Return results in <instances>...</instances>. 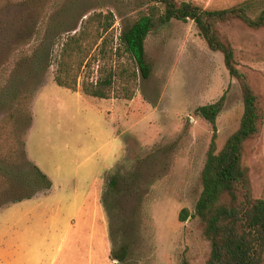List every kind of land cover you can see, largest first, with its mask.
I'll return each instance as SVG.
<instances>
[{"label": "rangeland", "instance_id": "1", "mask_svg": "<svg viewBox=\"0 0 264 264\" xmlns=\"http://www.w3.org/2000/svg\"><path fill=\"white\" fill-rule=\"evenodd\" d=\"M225 10L249 0H187ZM153 0H0V264H207L211 246L195 217L213 130L197 109L226 95L218 152L239 129L244 104L223 55L191 20L156 24L146 41L151 76L131 100L84 95L54 80L66 39L94 13L116 17L118 37ZM264 8L256 0L254 11ZM264 107V31L222 26ZM124 51L109 62L120 65ZM98 68L93 69L94 80ZM28 112L33 117L27 129ZM52 193L18 205L33 177ZM254 196L264 199V123L245 148ZM21 177H23L21 179ZM188 211L181 222L179 216ZM128 259H114L122 246Z\"/></svg>", "mask_w": 264, "mask_h": 264}, {"label": "trees", "instance_id": "2", "mask_svg": "<svg viewBox=\"0 0 264 264\" xmlns=\"http://www.w3.org/2000/svg\"><path fill=\"white\" fill-rule=\"evenodd\" d=\"M156 3L148 15L142 16L118 37L119 46L114 50L113 34L116 17L112 12L94 13L81 24L79 31L70 35L59 54L55 83L71 91L78 90L83 79L84 95L101 100L112 98L116 85L122 89L119 96L131 100L141 75L148 80L151 67L146 59V41L157 22L172 20L193 21L210 50L223 55L224 64L232 79L241 88L244 112L239 129L218 152L217 119L222 113L226 95L217 102L202 106L196 113L212 126L213 136L202 172L203 190L196 206L211 251L207 264H264V199L254 196L251 170L244 165L245 148L249 141L259 137L264 123V107L251 85L248 73L240 69L232 42L222 32V26L240 24L252 31H264V8L256 13V0L246 1L225 10H205L187 0H153ZM121 50L125 61L120 65L109 62ZM97 67L98 77L92 79ZM33 122L28 112L27 129ZM26 157V156H25ZM33 177L24 178L28 194L16 202L31 200L49 192L53 183L26 157ZM23 177H21L22 179ZM185 209L179 216L188 218ZM129 248L122 246L113 257L120 263L128 259ZM182 264H189L186 260Z\"/></svg>", "mask_w": 264, "mask_h": 264}, {"label": "crops", "instance_id": "3", "mask_svg": "<svg viewBox=\"0 0 264 264\" xmlns=\"http://www.w3.org/2000/svg\"><path fill=\"white\" fill-rule=\"evenodd\" d=\"M32 126V125H31ZM52 190H53V187H52ZM52 190H50L48 193L51 194L52 193ZM38 196V195H37ZM37 196H35L34 198H32L31 200H26V201H23V202H27V201H33V200H36L37 199ZM23 202H17L15 204H13L12 206L14 205H18V204H21Z\"/></svg>", "mask_w": 264, "mask_h": 264}]
</instances>
